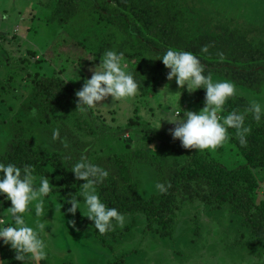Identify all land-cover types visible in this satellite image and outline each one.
I'll use <instances>...</instances> for the list:
<instances>
[{
    "label": "rangeland",
    "instance_id": "obj_1",
    "mask_svg": "<svg viewBox=\"0 0 264 264\" xmlns=\"http://www.w3.org/2000/svg\"><path fill=\"white\" fill-rule=\"evenodd\" d=\"M170 1L182 12L179 29H183L184 40L216 36L229 24L254 30L250 33L253 39L264 42V0ZM159 2L150 0V5ZM134 17L153 44L176 49L168 38L149 33L145 22L152 18L143 14ZM119 32L116 23L100 17L85 0H0V162L11 163L6 156L10 146L20 137H26L45 160L43 169L52 173L49 180L54 187L45 197L48 209L44 217L35 216L34 205L31 215L25 217L29 226H34L37 219L45 223V231L40 233L48 245L45 261L49 264H264V243L256 242V236L230 205L215 209L200 200L191 203L180 194L172 235L163 236L158 232V224L149 228L145 209L124 204L118 209L126 216L124 227L101 235L94 222L84 216L86 210L79 196L83 180L73 183L74 191L67 189L70 196L81 202L82 211L77 210L74 215L67 212L71 207L68 197L53 192L63 176L60 169L69 173L81 158L108 171L104 180L110 190L107 199L119 195L116 199L119 204L128 202L121 198L125 195L145 201L160 193L156 188L162 184L158 167L148 162L146 154L168 149L167 162L178 168L186 165L196 152L207 153L229 168L248 162L237 143L239 137L234 138L236 131L228 132L229 138L222 146L200 151L184 148L178 139L172 138L170 129L174 124L161 121L158 129V113L162 109L179 113L181 117L185 111L202 110L205 90L190 92L186 86H178L175 78L169 81V69L165 66L159 75L157 65L162 61L152 50H142L133 59L125 57L122 64L133 75L141 68L144 77L150 70L151 77H159L153 97L138 91L124 103L109 96L98 104L102 107L89 111L77 109V99L69 110L51 112L50 120L39 109L26 108L40 76H61L80 90L84 81L91 78L90 69L99 64L97 56L101 54L102 59L101 49L111 44L109 50H119L117 43L123 39ZM163 35L167 37L166 31ZM180 48L184 50L182 45ZM217 77L220 76L212 79ZM247 94V101L236 95L230 99L241 106L252 100L264 102L262 92L249 89ZM122 110L127 112L126 119L119 115ZM229 112L222 109L218 116L223 119ZM124 164L128 168L122 173ZM251 169L258 181L253 198L260 206L264 203V166H251ZM35 176L38 186L39 178L45 176L39 173ZM97 191L105 202L104 189L97 187ZM6 203L0 195V227L12 223Z\"/></svg>",
    "mask_w": 264,
    "mask_h": 264
},
{
    "label": "trees",
    "instance_id": "obj_2",
    "mask_svg": "<svg viewBox=\"0 0 264 264\" xmlns=\"http://www.w3.org/2000/svg\"><path fill=\"white\" fill-rule=\"evenodd\" d=\"M85 1L93 5V9L100 17L118 25L119 34L123 36V39L116 43L119 45L118 52L124 54L123 58L133 59L142 50H152L162 56L168 49L153 44V41L144 35L140 24L134 17L135 14H143L152 18L145 22L150 34H157L156 36H160L162 39L168 38L172 47L176 49H181L180 46L182 45L184 50L193 51L200 57L206 75L224 77L256 93L264 91V42H256L253 39L250 33L254 30L226 24L222 27V33L216 36L205 35L193 40L186 37L184 40L181 36L183 29H179L182 12L170 0H159V5L153 6L150 5V0ZM156 9H160L158 13ZM152 10H155V13H151ZM163 31H166L167 37L163 35ZM203 46H208V53L200 51ZM111 47V44L106 45L101 51L105 52ZM97 57L99 61L101 54ZM163 66V63L157 65L159 75L162 74ZM149 72L144 77L141 68H137L133 76L139 82L140 93L153 97L156 94L159 77H151V70ZM77 91L72 84L61 76L43 75L35 81L26 108L28 110L37 108L50 120L51 112L69 110L72 107L74 101L78 99L75 95ZM205 95L206 92L204 91V98ZM233 97L236 98V96ZM249 104L247 102L245 106H241L229 99L223 109L243 112ZM74 109L76 110V108ZM245 126L251 129L246 137L247 144L241 146L239 138L236 140L248 162L242 163L238 167L229 168L207 153L196 152L190 157L186 165L178 168L176 165L167 162L170 154L167 149L146 154L148 162L158 167L160 181L164 185L165 191H160L159 194L152 195L145 201L134 200L133 197L125 195L121 198L128 202H120L119 204L116 201L119 195L107 199L110 190L105 186L104 181L97 187L104 189V200L110 204V207L119 209L121 205L132 204L145 209L150 222L149 228H152L153 224H158V232L163 236L172 235V226L175 225V216L179 209L177 196L183 194L185 200L191 203L200 200L211 204L215 209L230 205L234 212L242 218L244 225L256 236L258 240L256 242L264 243V203L257 206L253 198V191L258 185V181L251 169V166H264V119L257 123L249 114L246 117ZM229 131L234 133L236 130L230 128ZM91 132L94 130L91 129ZM236 137L237 135L234 133V138ZM32 144L31 139L20 137L17 142L10 146L9 152L6 154L8 162L21 167L31 165L34 175L39 173L51 179L52 173L43 169L45 160L33 149ZM127 168L128 166L125 165L122 173L127 172ZM60 171L63 176L59 182V187L55 188L53 192H62L69 198L70 194L67 193V189L74 191L72 186L77 180L71 171L69 173L64 169H60ZM10 206L11 202L7 200L6 207L9 208ZM126 210L128 209H124V211ZM0 248L3 264H23V262L15 259L16 252L10 245H5L1 241ZM42 263L49 264L45 260ZM25 264H32V261L26 258Z\"/></svg>",
    "mask_w": 264,
    "mask_h": 264
},
{
    "label": "clouds",
    "instance_id": "obj_3",
    "mask_svg": "<svg viewBox=\"0 0 264 264\" xmlns=\"http://www.w3.org/2000/svg\"><path fill=\"white\" fill-rule=\"evenodd\" d=\"M202 53H208V46H203ZM123 52L106 50L99 64L92 71L90 79H86L80 90L76 92L77 109L89 111L102 107L98 104L111 96L114 101L126 103L134 98L139 91V82L133 73L127 71L122 64ZM161 60L169 69L167 79L175 78L178 86L191 91L204 89L205 106L199 112L185 111L183 117L179 113L160 110L158 113L159 127L161 121H168L175 125L170 129L172 138L178 139L184 148L200 151L216 149L222 146L229 138L228 129H235L241 146L247 144V135L251 129L245 126L246 117L251 114L257 123L264 119V102L252 100L243 112L234 110L221 119L218 113L222 111L226 102L237 94L236 85L229 80L214 81L212 76L205 74V67L200 57L190 51L168 48ZM80 79V77H79ZM119 115L126 119L127 112L121 111ZM71 172L77 181L83 180L79 196L83 198L84 215L94 222V228L103 235L113 231L116 227L123 228L126 216L115 207H109L100 197L97 186L108 177L106 169L81 158L76 162ZM31 165L17 166L15 163L0 162V195L11 202L8 208L12 223L0 227V240L15 250V259L25 264L26 258L32 264L47 258L48 245L40 233L45 231V223L37 219L34 226L26 223V214L31 215L34 205L35 216L44 217L47 211L45 197L54 187L49 178L41 176L39 185ZM156 188L165 191L164 185L157 184ZM71 205L67 212L75 214L80 212L81 202L76 196L66 198ZM70 223L73 224L74 222Z\"/></svg>",
    "mask_w": 264,
    "mask_h": 264
},
{
    "label": "crops",
    "instance_id": "obj_4",
    "mask_svg": "<svg viewBox=\"0 0 264 264\" xmlns=\"http://www.w3.org/2000/svg\"><path fill=\"white\" fill-rule=\"evenodd\" d=\"M226 80V79H224V78H220V77H217L216 79H214V80ZM234 83V82H233ZM235 84V83H234ZM236 85V87H237V94H236V96H238V97H242V98H244L246 101H247V99L245 98V97H247L246 96V94L248 93V88H245V87H243V86H240V85H237V84H235ZM262 93H264V91L262 92ZM247 95H250V94H247ZM250 103V102H249Z\"/></svg>",
    "mask_w": 264,
    "mask_h": 264
},
{
    "label": "water",
    "instance_id": "obj_5",
    "mask_svg": "<svg viewBox=\"0 0 264 264\" xmlns=\"http://www.w3.org/2000/svg\"><path fill=\"white\" fill-rule=\"evenodd\" d=\"M2 240H0L1 243ZM0 264H3V257H2V253H1V248H0ZM39 264H43L42 261L39 262Z\"/></svg>",
    "mask_w": 264,
    "mask_h": 264
}]
</instances>
